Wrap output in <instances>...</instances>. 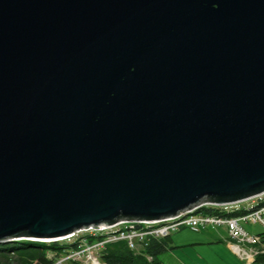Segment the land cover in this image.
<instances>
[{"label": "water", "instance_id": "1", "mask_svg": "<svg viewBox=\"0 0 264 264\" xmlns=\"http://www.w3.org/2000/svg\"><path fill=\"white\" fill-rule=\"evenodd\" d=\"M264 193V0H0V243Z\"/></svg>", "mask_w": 264, "mask_h": 264}, {"label": "built area", "instance_id": "2", "mask_svg": "<svg viewBox=\"0 0 264 264\" xmlns=\"http://www.w3.org/2000/svg\"><path fill=\"white\" fill-rule=\"evenodd\" d=\"M247 200L252 205L246 209H234L235 204L205 203L183 214L157 222L124 221L101 230L79 231L57 241H67L75 246L60 256L54 264H105L100 261V252L107 244L125 241L127 247L138 252L149 239H161L182 228L206 229L225 227L227 246L246 264L264 253L262 238L259 234L249 233L246 225H260L264 232V193ZM212 208L214 214L196 213L201 208ZM244 211L237 216L234 212Z\"/></svg>", "mask_w": 264, "mask_h": 264}, {"label": "trees", "instance_id": "3", "mask_svg": "<svg viewBox=\"0 0 264 264\" xmlns=\"http://www.w3.org/2000/svg\"><path fill=\"white\" fill-rule=\"evenodd\" d=\"M212 208H201L196 213L214 214ZM244 211L234 212L237 216ZM264 242V232L259 233ZM74 244H61V241L36 242L16 240L0 243V264H54L64 253L72 249ZM175 249L171 245L170 236L161 239H149L138 252L127 247L125 241L107 244L100 252V261L105 264H162L160 255ZM251 264H264V253L259 254Z\"/></svg>", "mask_w": 264, "mask_h": 264}, {"label": "rangeland", "instance_id": "4", "mask_svg": "<svg viewBox=\"0 0 264 264\" xmlns=\"http://www.w3.org/2000/svg\"><path fill=\"white\" fill-rule=\"evenodd\" d=\"M252 205L251 200H245L239 204L234 205V209H246ZM245 229L252 234H258L263 232L260 225H246ZM183 231L190 230V228H182ZM180 229V231H182ZM200 232L211 236L216 243L211 245H197L195 247H183L175 248L171 252H164L160 255V261L162 264H245L244 261L238 260L234 255H230L225 250L224 241H226L227 233L225 227H213L206 229H198ZM179 232V231H178ZM177 232H172L170 237L175 238ZM187 232H183L181 239H184ZM61 244H68L67 241H61ZM194 249V250H193ZM200 254V258H197V254ZM236 258V259H235ZM64 264H73L67 262Z\"/></svg>", "mask_w": 264, "mask_h": 264}, {"label": "crops", "instance_id": "5", "mask_svg": "<svg viewBox=\"0 0 264 264\" xmlns=\"http://www.w3.org/2000/svg\"><path fill=\"white\" fill-rule=\"evenodd\" d=\"M182 230V229H181ZM179 231V232H178ZM177 233L175 234V238L170 237L171 245L175 248H183V247H195L197 245H211L216 243L214 239L211 236L205 235L201 233V230H195V229H190L186 231H180L178 230ZM183 232H187L185 234L184 239H181V235ZM262 233V232H261ZM259 234V233H258ZM225 244V250L231 255H234L236 258H238L227 246V238L226 241H224ZM264 248V244H263ZM194 250V249H193ZM173 251V250H172ZM171 252V251H168ZM195 254H197V258H200V254L195 250ZM235 258V259H236ZM238 260L242 261L241 259L238 258ZM245 263V262H244ZM246 264V263H245Z\"/></svg>", "mask_w": 264, "mask_h": 264}]
</instances>
